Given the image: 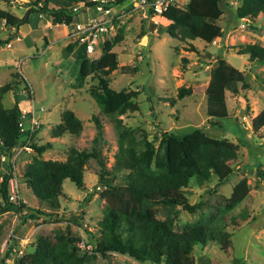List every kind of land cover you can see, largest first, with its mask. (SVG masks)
<instances>
[{"label":"rangeland","instance_id":"obj_1","mask_svg":"<svg viewBox=\"0 0 264 264\" xmlns=\"http://www.w3.org/2000/svg\"><path fill=\"white\" fill-rule=\"evenodd\" d=\"M188 2L180 0V5L185 8ZM24 3L28 6H22ZM239 4L240 0L222 3L223 15L218 24L224 30V37L212 44L200 39L187 42L173 38L166 32L168 22H160L158 18H155L158 24L154 26L152 19L151 28H146L147 19H142V12H134L130 18L124 19L123 38L113 48L118 68L107 76L115 90H141L134 99L139 109L119 116L131 133L139 138L147 135L153 139L163 130L181 134L202 128L208 135L226 138L240 147L234 173L219 188L215 187V181L200 186L196 178L191 179L186 190L188 199L192 204L202 202L196 213L181 208L158 207V219L173 223L175 230L182 231L203 224L231 234L230 246L225 250L213 241L196 245L193 251L196 264H264V176L257 173L258 168L262 171L264 168V127L255 131L252 125L253 118L264 110V64L238 52L248 43L264 45V14L246 22L236 14ZM38 5H43V0H0L1 8L28 18V23L19 29L0 21V41H8L7 44H0V85L17 82L15 86L18 87L4 95V106L12 107L18 98L20 106L28 108L30 103L25 97V89L26 85H32L36 107L45 108V112H39L43 124L35 143H51L52 147L44 153V158L60 161L66 160L71 147L91 149L97 132L92 117L99 116L104 123L102 151L110 168L118 151L120 132L115 124L116 117L106 116L90 95L91 90L100 88L99 75L90 73L83 80L78 79V52L81 48L76 46L72 52L68 51V29L52 24L46 15L39 12ZM85 16L80 12L76 19ZM33 33L39 37H32ZM17 37L21 40H17ZM102 53L100 47L89 58L96 60ZM220 58L243 72L249 88H241L238 94L226 91L231 118L221 120L219 125H210L207 94L218 72ZM182 86L185 90L180 98L179 88ZM65 110L75 111L83 121V132L80 136L66 134L54 138L52 129L61 122ZM33 155L32 148L30 152H22L15 160L22 196L30 207L53 215L30 218L24 223L20 218L21 213L9 212L5 218H0V223L4 224L0 236L3 254L9 238L18 236L29 238L28 242L22 244L25 253H29L39 235L65 229L75 213L81 215L82 226L70 224L71 230L84 240L79 244L82 249L86 247L83 242L92 243L86 248L91 253V248L96 244L90 233L98 235L99 221L107 206L104 190L97 189L100 185L99 163L95 159L87 163L84 188H78L75 183L66 180L64 193L59 197V208H50L34 196L22 179L23 170ZM2 157L0 151V168L7 171ZM124 175L123 172L115 181L121 193H125L122 185ZM242 178H247L250 193L243 202L229 210L226 207L227 198ZM87 198L88 201L84 202ZM7 264H15L14 258L8 259ZM86 264L155 263L140 262L128 255L109 252L107 256L97 254Z\"/></svg>","mask_w":264,"mask_h":264},{"label":"trees","instance_id":"obj_2","mask_svg":"<svg viewBox=\"0 0 264 264\" xmlns=\"http://www.w3.org/2000/svg\"><path fill=\"white\" fill-rule=\"evenodd\" d=\"M226 0H189L185 8L170 6L161 14L160 22H168L166 32L173 38L191 42L200 39L207 44L222 40L224 30L218 24L223 15L222 3ZM89 0H43L38 5L39 12L46 15L54 25H69L76 21L78 15L73 11L75 5ZM239 19L253 21L264 14V0H241L236 9ZM151 15L150 17H153ZM7 26L19 29L28 23L27 17H19L11 11L0 7V21ZM150 20V19H148ZM154 25V24H153ZM155 26V25H154ZM146 28H151L145 25ZM124 34L122 26L118 34L107 39L102 47L100 58L91 60L82 48L78 52L80 70L78 79L83 80L90 73L99 75L98 90H91L101 111L106 116L116 117L115 124L120 132L118 151L113 165L108 168L102 151L104 142V123L99 116L92 117L97 132L91 149L71 147L64 161L45 159L44 153L51 143L37 145L32 143L34 155L22 173V179L34 196L50 208H59V197L63 195V184L70 180L78 188H84L86 165L95 159L100 165L99 183L107 186L103 197L107 206L99 221L98 235L90 233L95 247L91 253L79 245L84 241L74 235L70 224L81 227V215L73 214L65 229H57L50 234L39 235L32 245V251L22 256H12V251L19 246L21 237L12 238L3 254L0 246V264L14 258L15 264H86L97 254L107 256L109 252L128 255L140 262L155 264H196L193 251L196 245L217 242L222 250L229 248L231 234L224 229H213L199 224L195 227L178 231L173 223L158 219V207L164 206L177 210L196 213L202 202L190 203L187 188L192 178L202 186L215 181V187L225 184L234 173V164L239 159L240 147L228 139H219L208 135L202 128L187 133H175L163 130L153 139L147 135L138 137L131 133L119 116L137 111L139 105L134 101L140 93L138 90H115L109 84V76L118 68L117 55L113 51ZM8 41H0V44ZM76 44L69 43L68 51L75 50ZM189 50V49H187ZM248 55L251 60L264 64V45L248 43L238 51ZM137 69V68H136ZM17 82L0 85V151L7 171L0 168V215L15 212L21 213L22 223L30 218L50 217L53 213L32 208L28 204L20 205L10 202L8 198V179L11 176V159L14 147L22 140L19 128L21 115L20 101L17 98L12 107L4 106V95L18 88ZM28 86V85H27ZM241 88H249L243 72L219 60L218 72L212 81L207 94V115L210 125L220 124L221 120L231 118L226 102V91L238 94ZM185 87L179 88V97H183ZM253 129L260 131L264 127V110L252 121ZM83 121L73 110H65L61 122L52 129V137L66 134L80 136L83 132ZM157 143V144H156ZM123 176L121 193L116 179ZM257 173L264 176L262 169ZM250 193L247 178H242L227 198V209L231 210L243 202ZM88 198L84 201L87 202ZM4 224L0 223V236ZM17 228V227H16ZM85 250V251H84Z\"/></svg>","mask_w":264,"mask_h":264},{"label":"built area","instance_id":"obj_3","mask_svg":"<svg viewBox=\"0 0 264 264\" xmlns=\"http://www.w3.org/2000/svg\"><path fill=\"white\" fill-rule=\"evenodd\" d=\"M89 2H92L93 5L80 2L73 8V11L77 13L83 12L86 15L84 18L77 19L69 25L58 24L68 29L69 43H75L76 46L83 48L88 56L97 53L100 47L102 49L107 39L114 38L124 24V19L130 18L134 12L141 11L144 19H154L153 23L158 24L155 18L166 12L170 6L182 7L180 0H89ZM91 11L94 13L90 14ZM151 15L154 16L150 17ZM243 20L249 22L248 19ZM17 40H21V38L17 37ZM11 45L9 44V46ZM25 91L27 92L25 97H27L30 106L28 108L21 107L19 128L23 137L20 144L14 147L15 157L13 156V161L11 159V176L8 179V198L10 202L18 205L27 204V201L22 196V185L15 160L22 152L32 151L33 140L43 124L39 112H45L44 107H36L32 85H28ZM106 188L107 186L104 185L97 186V189L101 191ZM28 240V237L20 238L19 246L12 251L13 257H19L25 253L22 244ZM8 243H12V237L6 242V246ZM83 246L85 247L84 242Z\"/></svg>","mask_w":264,"mask_h":264},{"label":"crops","instance_id":"obj_4","mask_svg":"<svg viewBox=\"0 0 264 264\" xmlns=\"http://www.w3.org/2000/svg\"><path fill=\"white\" fill-rule=\"evenodd\" d=\"M241 1V0H240ZM144 17H142V19H143ZM156 18H158V17H156ZM78 19H81V18H78ZM152 20V19H151ZM151 20H147V26L148 27H150V25L152 24V21ZM159 23V22H158ZM154 25H155V23H153ZM36 33V32H35ZM35 33H33L31 36L32 37H34V38H36V36H38L37 34H35ZM68 33V32H67ZM36 35V36H35ZM39 37V36H38ZM22 107V106H21ZM75 112V111H74ZM77 115V114H76ZM220 187V186H219ZM218 187V188H219ZM26 200V199H25ZM27 201V200H26ZM9 213H5V214H2V217H0V218H5L7 215H8ZM1 216V215H0ZM20 236H18V238H19ZM20 239V238H19Z\"/></svg>","mask_w":264,"mask_h":264},{"label":"water","instance_id":"obj_5","mask_svg":"<svg viewBox=\"0 0 264 264\" xmlns=\"http://www.w3.org/2000/svg\"><path fill=\"white\" fill-rule=\"evenodd\" d=\"M22 6H28V5H27V3H24ZM27 15H28V13H27Z\"/></svg>","mask_w":264,"mask_h":264}]
</instances>
